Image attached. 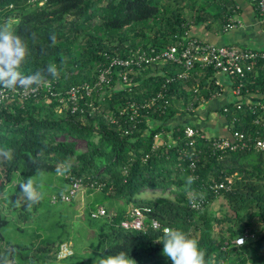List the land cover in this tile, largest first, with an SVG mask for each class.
Masks as SVG:
<instances>
[{
	"label": "trees",
	"instance_id": "trees-1",
	"mask_svg": "<svg viewBox=\"0 0 264 264\" xmlns=\"http://www.w3.org/2000/svg\"><path fill=\"white\" fill-rule=\"evenodd\" d=\"M169 1L0 0V25L11 21L10 31L20 35L28 48L13 85L57 78L55 90L65 92L70 84L97 77L105 51L125 56L129 48H162L177 42L187 34L189 19L177 10L181 7L172 11ZM198 16L195 12L192 18ZM143 21L148 22L147 27L136 24ZM174 67L167 63L163 70L158 65L139 70L131 90L128 86L112 87L96 98L98 107L91 113L60 111L57 97L47 90L26 100L9 98L0 104V195L7 196L6 208L12 214L0 212V264H99L103 255L122 250L137 264H172L157 240L163 239L165 229H180L196 239L203 264H245L248 253L255 261L262 258L258 251L263 238L257 239L256 233L244 245L224 246L245 229L253 231L254 216L264 219V154L247 150L214 152L201 136L198 146L204 152L194 178L185 157L189 146L184 137L186 125L194 124H168L180 107L194 113L188 109L190 104L196 107L210 98L213 89L218 91L215 70L208 67L204 76L191 74L168 83L171 104L164 112L142 108L136 122L129 121V109L120 113L128 101L145 102L156 95L167 77L175 74ZM253 72L238 75L235 80L244 79L245 89L259 88L264 93V77L257 80ZM114 76L116 84L118 70ZM228 104L232 130L264 135L263 111L253 112L247 107L236 110L234 102ZM234 117L238 119L233 121ZM157 133L162 138L154 147ZM78 139L87 142L85 150L78 148ZM45 173L60 175V184H67L65 188L72 177H82L85 183L95 179L104 183L102 197L87 208L88 226L95 233L87 249L70 231L73 210L55 206L74 205V199L53 202L52 195L62 189L41 183L39 174ZM51 176L46 179L51 180ZM32 179L38 180L32 185L39 189V193L35 191L37 198H21L23 184ZM222 181L231 183L232 189L216 194L209 188L211 183ZM192 192L204 195L206 202L201 210L190 206ZM220 197L228 207L223 214L211 208ZM249 201L255 204L246 221L242 210ZM98 204H104L111 217H92L91 210ZM130 206L150 207L149 216L158 218L162 226L125 229L121 221ZM14 218L22 220L25 227ZM229 220L241 225L236 228ZM12 226L17 229L15 235ZM6 227L11 230L4 232ZM32 231L38 233L36 239L27 238ZM71 240L75 242L73 252L58 257L61 244Z\"/></svg>",
	"mask_w": 264,
	"mask_h": 264
},
{
	"label": "built area",
	"instance_id": "built-area-1",
	"mask_svg": "<svg viewBox=\"0 0 264 264\" xmlns=\"http://www.w3.org/2000/svg\"><path fill=\"white\" fill-rule=\"evenodd\" d=\"M255 10L264 19V0H252ZM239 5L232 6V15H228L224 24V31H229L243 25L242 19L237 15ZM185 37L177 42L168 43L162 48L150 45L147 47L137 46L129 48L128 54L121 56L111 54L107 51L103 52L104 62L99 69L97 77L93 81H84L78 84H70L65 92L55 90L57 78H43L35 84H22L0 87V104L9 98L26 100L34 94L42 90L49 91L53 96L57 97L58 108L60 111L70 109L72 112L86 113L95 110L96 98H100L107 93L112 87H127L132 89L134 76L139 70L145 69L151 65L164 66L167 63L173 64L180 68L175 74L169 75L166 79V84L154 95L151 99L145 102L128 101L126 106L121 109L120 113H125L130 110L129 121L136 122L142 108L149 107L164 112L171 104L169 97L168 83L177 78H187L198 67L207 69L213 68L215 75V83L219 90L212 94L216 96L221 94L223 83L218 78L219 74H230L236 78L238 75H245L247 72H253L256 64L259 61H264V49L260 48H244L237 44H216L204 40L198 36L189 35L186 31ZM119 72V79L116 84L115 71ZM233 87V94L236 97L234 104L236 110H241L247 107L255 112L258 109L264 112V96L261 99H254L252 90L246 88V81L240 79L236 81ZM63 94V95H62ZM253 96V95H252ZM256 100V101H255ZM90 108V110H89ZM189 110H195V106L190 104ZM223 112H230L229 104L223 106ZM112 121L116 122L115 117H111ZM237 117L233 118L236 121ZM136 123L132 125L134 128ZM126 132H131L128 129ZM205 134V135H204ZM204 137L208 141L209 148L216 152H231V151H255L264 154V135L259 131L244 132L241 130H232L230 135H209L196 125H186L184 137L189 146L186 149L185 157L189 160L188 168L194 173V178H197L196 171L199 166L200 155L204 152V148L198 146V138ZM156 141L154 147L159 146L158 139L161 135H155ZM83 187L102 190L104 183L99 180H89L84 182L82 177H72L70 185L52 195V201L69 202L76 198L78 192ZM232 184L225 181L215 182L209 185V188L216 194L222 191H230ZM190 206L193 209L201 210L205 205V197L203 194L191 193ZM150 207L133 206L129 209L127 216L121 221L122 227L125 229L145 230L149 226L158 229L162 226L161 221L156 217H150ZM91 215L94 218L110 216L112 213L107 211L104 204H98L91 210ZM255 232L245 229V231L236 236L232 241H226L225 247L230 244L241 246L244 245L249 238H254ZM73 252L69 242L61 244L58 257H65ZM220 264V263H219Z\"/></svg>",
	"mask_w": 264,
	"mask_h": 264
},
{
	"label": "crops",
	"instance_id": "crops-1",
	"mask_svg": "<svg viewBox=\"0 0 264 264\" xmlns=\"http://www.w3.org/2000/svg\"><path fill=\"white\" fill-rule=\"evenodd\" d=\"M214 1L221 5V13L218 21L216 23L213 22L208 13L199 14L197 18L188 20L186 30L189 35L198 36L216 44L233 43L244 48L264 49V19L255 10L252 0ZM235 4L240 7L237 15L242 19L243 25L229 31H224L223 27L226 18L228 15H232V6ZM193 5L194 4L191 6L193 7ZM159 68L162 69V66H159ZM174 68L176 71L180 70L178 66ZM204 70L205 69L197 66L192 72V75L204 76ZM253 75L257 80H261V78L264 77V61L260 64H256ZM248 77L251 78L250 75ZM218 78L223 83L221 94L212 96L213 93L217 92L213 89L214 92L212 91L209 99H203L196 105L194 113H189L187 110H184L183 107H180V110L175 113L168 124H187L192 122L194 125L202 127L209 135H230L232 132L230 126L231 122H229L227 114L223 112V106L226 103H233L236 100L233 94L235 78L230 74H219ZM205 88L209 89L208 86ZM252 92L253 96H250L256 100L264 96V93L259 88L254 89V91L252 90ZM151 123L153 124V122ZM207 126H210L211 129H206ZM131 207L132 206H130L129 209Z\"/></svg>",
	"mask_w": 264,
	"mask_h": 264
},
{
	"label": "rangeland",
	"instance_id": "rangeland-1",
	"mask_svg": "<svg viewBox=\"0 0 264 264\" xmlns=\"http://www.w3.org/2000/svg\"><path fill=\"white\" fill-rule=\"evenodd\" d=\"M155 1V0H153ZM159 1V0H156ZM162 1V0H161ZM167 1V0H165ZM170 2V8H172L173 10H176V8H182V9H177L179 10V12L182 15H185L188 19L192 18V15L197 12V14H205L208 13V15L211 17V19L213 20V22H217L218 18L220 16L221 13V5L219 3H217L214 0H172L169 1ZM192 4L193 7L191 6ZM138 24V26H144L147 27L148 22L147 21H143V22H139L136 23ZM12 26V22L11 21H5L3 23H1L0 25V30H7L10 31ZM137 26V25H136ZM154 29H157L155 26L153 27ZM150 30V29H149ZM206 83V82H205ZM231 128H234V123L231 122L230 123ZM206 129L210 130L211 127L207 126ZM77 146L79 149L85 150L87 148V142L83 139H78L77 140ZM3 170V165L0 162V171ZM51 176L47 173L45 174H39V180H41V183H49L51 184L53 187L59 188V189H64L65 185H67L66 183L63 184V186L60 184L61 178L60 175H53L51 176L52 179L48 181V178L46 179V176ZM38 181V180H37ZM33 182V179L31 180L32 185L35 186V182ZM39 184V183H38ZM34 186L33 190L34 192L37 191L39 193V189H36ZM55 191V190H54ZM50 194V193H49ZM21 198H30L28 193L26 191H22L20 193ZM6 195L5 194H1L0 195V212H7L8 214L12 215L9 210H7V200H6ZM100 197H102V190L100 189H94V188H86L83 187L82 189H80V191L78 192V195L76 196V198L73 200L74 201V205H68V204H57L55 205L56 207H65L69 210H73L70 211V213L72 214V218L69 219L70 221V231L72 233V235H76L80 238V240L82 241L83 246H85L84 249L88 248V243L89 241L95 238V233L94 230L91 229V227H89L88 225V220L90 219H86L87 216V208L93 203L96 202L97 199H99ZM234 202V201H233ZM254 202L253 201H249V203H247L246 207L243 208L242 212L243 214L247 216L246 221L249 220V215L252 214L253 210H254ZM211 208L213 211H215L216 213L219 214H223L227 211L228 207L226 206L225 200L223 198H216L213 203L211 204ZM230 211V210H229ZM248 214V215H247ZM16 223L22 227L24 226V223L22 222V220L20 219H15ZM231 220V219H230ZM229 220V221H230ZM252 230L256 233V238H263V245L261 247V249L258 251V256H261L262 258L258 261H255L253 259L252 256L249 257V253L246 255L247 261L245 264H264V219H261L258 216H254L252 219ZM232 224L236 225V228H238L241 223L236 221H230ZM226 224L228 225V222H226ZM13 227V226H12ZM250 228V227H248ZM11 229H9V227L5 228L4 232H8ZM12 230L14 231V235L17 233V229L15 227L12 228ZM16 232V233H15ZM18 233H20V231L18 230ZM20 235V234H19ZM27 238H33L36 239L38 236V233L36 231H32L30 232V234H26ZM39 240V239H38ZM37 240V241H38ZM36 241V240H35ZM36 241V243H37ZM39 243V242H38ZM37 243V244H38ZM74 241L71 240L69 242L70 245H72V249L74 250ZM89 250V249H88Z\"/></svg>",
	"mask_w": 264,
	"mask_h": 264
},
{
	"label": "clouds",
	"instance_id": "clouds-1",
	"mask_svg": "<svg viewBox=\"0 0 264 264\" xmlns=\"http://www.w3.org/2000/svg\"><path fill=\"white\" fill-rule=\"evenodd\" d=\"M27 53V44L20 35L0 30V84L12 86L16 82L18 68ZM23 189L30 198H37L30 180L23 184ZM157 240L162 242L163 253L171 259L172 264H203L199 242L183 230L165 229L163 239ZM99 264H137V261L122 250L103 255L99 258Z\"/></svg>",
	"mask_w": 264,
	"mask_h": 264
},
{
	"label": "bare ground",
	"instance_id": "bare-ground-1",
	"mask_svg": "<svg viewBox=\"0 0 264 264\" xmlns=\"http://www.w3.org/2000/svg\"><path fill=\"white\" fill-rule=\"evenodd\" d=\"M192 111V110H191Z\"/></svg>",
	"mask_w": 264,
	"mask_h": 264
}]
</instances>
